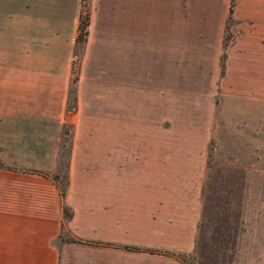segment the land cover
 <instances>
[{"label":"crops","instance_id":"0c3cea01","mask_svg":"<svg viewBox=\"0 0 264 264\" xmlns=\"http://www.w3.org/2000/svg\"><path fill=\"white\" fill-rule=\"evenodd\" d=\"M220 1L212 26L215 48L229 18L235 33L227 58H252L243 56L242 46L259 45L264 52V0H234L232 10L231 0ZM9 2L22 49L17 58H0V264H264L262 248L249 251L240 232L236 238L207 229L199 172L169 171L165 140L121 136L125 103L118 78L105 100L94 69L82 70L76 109H67L68 63L57 71L55 58H71L82 0H0V15ZM88 6L79 52L86 63L93 59L95 67L99 58H119L122 51L134 78L137 58H149L154 47L158 58H183L182 11L180 18L178 10L171 15L156 47L148 40L136 43L135 0H89ZM122 13L128 22H122L120 41L115 22ZM167 72L168 62L165 77ZM166 88L149 84L137 92L135 125L149 120L145 96L166 94ZM65 123L73 125V134L62 197L52 175L60 173ZM126 142L140 147L122 150Z\"/></svg>","mask_w":264,"mask_h":264},{"label":"rangeland","instance_id":"374dc122","mask_svg":"<svg viewBox=\"0 0 264 264\" xmlns=\"http://www.w3.org/2000/svg\"><path fill=\"white\" fill-rule=\"evenodd\" d=\"M88 2L82 0L81 12L87 10L89 14ZM14 8V2H9L6 7L3 5L4 13L0 15V22L5 24L0 30V58H17L22 49L17 46L21 42L17 34L21 32L15 30ZM135 10L137 45L143 46L148 40L156 47L165 39L166 26L172 23L171 15L174 17L178 10L180 18L182 11L183 58H158L154 47L149 58L143 55L137 58L135 77L129 78L128 58L122 51L119 58H99L94 67L93 59L86 63V58H80L82 41L76 40L71 58H55L57 71H63V61L68 63L71 77L67 109L72 112L76 109L77 81L82 70L94 69L95 76L103 84L105 100L112 81L118 78L121 102L125 103L120 111L121 136L149 134L165 140L169 171L199 172L207 229L228 231L236 238L240 237V232L249 251L252 252L257 245L262 248L263 255V48L259 45L238 47L243 50V56L251 55L252 58H227L228 46L235 33L231 29L234 21L229 18L222 42L215 48L216 32L212 26L214 18L221 13L220 0H135ZM118 18L115 25L121 41L122 22L128 20L123 13ZM99 26L94 28L95 32L100 30ZM166 62L168 72L165 77ZM147 63L151 65L149 70ZM149 84L158 88L166 85L167 93L146 95L151 106L150 116L147 115L149 120L145 125H135L132 118L139 110L133 105L140 102L137 92ZM72 134L73 125L65 123L62 128L60 184L66 180L64 172ZM139 147V144H121V149L126 151Z\"/></svg>","mask_w":264,"mask_h":264},{"label":"trees","instance_id":"16d2710c","mask_svg":"<svg viewBox=\"0 0 264 264\" xmlns=\"http://www.w3.org/2000/svg\"><path fill=\"white\" fill-rule=\"evenodd\" d=\"M233 3H234V0H231L230 10H232ZM88 21H89L88 11L86 10L84 13L81 12L80 20L78 24V33L76 37L77 41H83L86 38ZM67 164H68V160H67ZM0 165H2L1 160H0ZM64 174H65L66 180L62 184L58 183L59 173H54L52 175L62 197H64L65 195V190H66V186L68 183L67 172L65 171ZM63 214L65 217H68L70 215L69 208L66 204H63Z\"/></svg>","mask_w":264,"mask_h":264}]
</instances>
